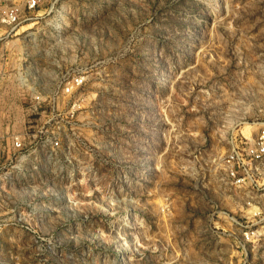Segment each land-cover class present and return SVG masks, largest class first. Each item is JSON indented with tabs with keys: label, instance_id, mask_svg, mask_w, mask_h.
<instances>
[{
	"label": "rangeland",
	"instance_id": "1",
	"mask_svg": "<svg viewBox=\"0 0 264 264\" xmlns=\"http://www.w3.org/2000/svg\"><path fill=\"white\" fill-rule=\"evenodd\" d=\"M263 132L264 0H0V264H264Z\"/></svg>",
	"mask_w": 264,
	"mask_h": 264
},
{
	"label": "built area",
	"instance_id": "2",
	"mask_svg": "<svg viewBox=\"0 0 264 264\" xmlns=\"http://www.w3.org/2000/svg\"><path fill=\"white\" fill-rule=\"evenodd\" d=\"M15 18V17H13ZM253 153L256 155V157H260L264 154V132L261 135L260 143L258 145V148L253 151Z\"/></svg>",
	"mask_w": 264,
	"mask_h": 264
}]
</instances>
